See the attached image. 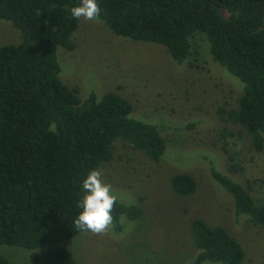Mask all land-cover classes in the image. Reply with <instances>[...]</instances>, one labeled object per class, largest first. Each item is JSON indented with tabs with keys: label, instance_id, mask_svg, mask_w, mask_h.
I'll use <instances>...</instances> for the list:
<instances>
[{
	"label": "trees",
	"instance_id": "trees-1",
	"mask_svg": "<svg viewBox=\"0 0 264 264\" xmlns=\"http://www.w3.org/2000/svg\"><path fill=\"white\" fill-rule=\"evenodd\" d=\"M78 2L0 0V21L21 34L19 43L0 46V245L35 249L83 232L73 223L82 180L112 160L116 139L153 162L166 148L158 128L131 118V103L118 93L107 91L98 98L92 92L81 101L77 87L59 79L57 47L75 48L78 21L70 9ZM99 3L100 21L114 35L160 45L177 64L197 58L192 39L202 36L210 58L243 86L237 106L219 108V115L240 126L256 151L264 149V0ZM211 175L232 196L235 213L264 228V201L257 203L244 186L215 169ZM171 186L188 196L197 184L179 173ZM141 213L117 201L111 225L119 232L121 216L134 221ZM190 231L199 251L194 264H242L244 250L224 227L195 218ZM0 264H9L1 254ZM30 264L77 263L67 250L51 248L43 256L32 253Z\"/></svg>",
	"mask_w": 264,
	"mask_h": 264
},
{
	"label": "rangeland",
	"instance_id": "rangeland-1",
	"mask_svg": "<svg viewBox=\"0 0 264 264\" xmlns=\"http://www.w3.org/2000/svg\"><path fill=\"white\" fill-rule=\"evenodd\" d=\"M72 38L73 51L57 47L62 83L77 87L81 101L92 92L98 98L118 93L131 103V118L158 128L166 148L153 162L118 138L112 160L101 164L117 201L142 210L134 221L121 216V231L111 225L104 233L80 232L35 249L0 245V254L9 264H30L32 253L43 256L51 248L67 250L77 264H194L199 251L190 224L199 218L237 239L244 250L242 264H264V228L237 215L232 196L211 175L215 169L230 177L262 203L264 149L256 151L240 126L219 115V108L237 106L243 86L210 58L203 37L192 39L197 58L182 64L160 45L114 35L100 20L78 21ZM20 41V32L0 21V46ZM179 173L194 178L193 194L173 191L171 180Z\"/></svg>",
	"mask_w": 264,
	"mask_h": 264
},
{
	"label": "clouds",
	"instance_id": "clouds-1",
	"mask_svg": "<svg viewBox=\"0 0 264 264\" xmlns=\"http://www.w3.org/2000/svg\"><path fill=\"white\" fill-rule=\"evenodd\" d=\"M99 0H79L71 7L70 15L76 20L99 22L101 18ZM82 198L78 201L73 223L83 232L104 233L113 222L112 210L118 200V193L103 178L100 167L89 170L81 183Z\"/></svg>",
	"mask_w": 264,
	"mask_h": 264
}]
</instances>
